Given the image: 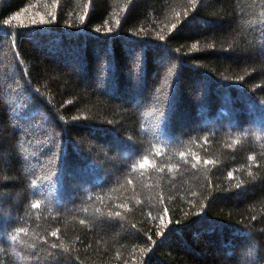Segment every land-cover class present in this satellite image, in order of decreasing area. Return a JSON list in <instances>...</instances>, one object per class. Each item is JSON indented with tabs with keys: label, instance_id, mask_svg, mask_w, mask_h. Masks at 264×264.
Wrapping results in <instances>:
<instances>
[{
	"label": "trees",
	"instance_id": "trees-1",
	"mask_svg": "<svg viewBox=\"0 0 264 264\" xmlns=\"http://www.w3.org/2000/svg\"><path fill=\"white\" fill-rule=\"evenodd\" d=\"M0 264H264V0H0Z\"/></svg>",
	"mask_w": 264,
	"mask_h": 264
},
{
	"label": "snow or ice",
	"instance_id": "snow-or-ice-1",
	"mask_svg": "<svg viewBox=\"0 0 264 264\" xmlns=\"http://www.w3.org/2000/svg\"><path fill=\"white\" fill-rule=\"evenodd\" d=\"M173 28H175V25L173 26ZM36 207H39V205H36Z\"/></svg>",
	"mask_w": 264,
	"mask_h": 264
},
{
	"label": "clouds",
	"instance_id": "clouds-1",
	"mask_svg": "<svg viewBox=\"0 0 264 264\" xmlns=\"http://www.w3.org/2000/svg\"><path fill=\"white\" fill-rule=\"evenodd\" d=\"M20 231H24L23 229H20Z\"/></svg>",
	"mask_w": 264,
	"mask_h": 264
}]
</instances>
